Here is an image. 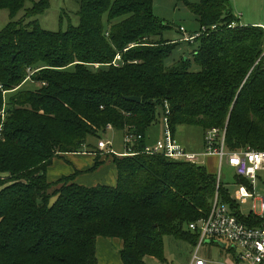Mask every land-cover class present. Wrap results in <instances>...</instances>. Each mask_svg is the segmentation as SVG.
<instances>
[{"label": "trees", "instance_id": "1", "mask_svg": "<svg viewBox=\"0 0 264 264\" xmlns=\"http://www.w3.org/2000/svg\"><path fill=\"white\" fill-rule=\"evenodd\" d=\"M78 1V25L50 32L35 20L50 0H0L11 19L0 31V264H98L99 238L122 243V264L163 261L165 236L195 245L187 226L209 211L216 179L201 165L142 153L165 105L173 135L182 125L226 128L227 149H264L262 27L235 25L227 0H175L200 35L182 41L197 43L191 61L174 60L177 42L163 38L153 0ZM27 81L37 88L22 91ZM107 125L143 137L134 156L105 155L114 186L79 185L78 172L47 180L67 153L96 154L95 171Z\"/></svg>", "mask_w": 264, "mask_h": 264}, {"label": "rangeland", "instance_id": "2", "mask_svg": "<svg viewBox=\"0 0 264 264\" xmlns=\"http://www.w3.org/2000/svg\"><path fill=\"white\" fill-rule=\"evenodd\" d=\"M231 12L238 22L235 25L238 26H253L262 27L258 24H262L264 27V0H227ZM29 3L25 5L28 7ZM79 1L78 0H50V7L45 13L37 16L39 26L46 31L58 32L66 31L70 26H77L79 22L78 17ZM153 13L154 15L163 21L168 27L163 33V38L169 41L177 42V45L173 49L172 59L178 60L181 57L192 59V52L197 48V43L182 42L184 36L188 37L195 31L199 32V26L196 23L194 15L182 4L175 0H153ZM24 14V10L17 13L13 20H19ZM10 15L6 10H0V31L10 22ZM184 29L183 32H179V28ZM191 61V60H190ZM189 70L196 71L197 67L191 62ZM30 72V71H29ZM38 84H34L31 81H27L22 86V91H33L37 88ZM161 116L156 117V121L146 131L147 144H152L158 138L161 137ZM123 131L109 130L101 134V140L109 141L111 144V150L116 154H122L125 151L123 144ZM204 132L197 126H178L174 131V138L176 141L189 153L203 154L204 149ZM89 144L96 145L97 141L94 138L88 139ZM84 151H86L84 149ZM77 159H81L84 164L74 165ZM87 158H70L71 163H67L64 160H57V164L49 166L47 168V178L54 180L57 177L69 175L74 170L87 166L90 164ZM197 165H201L206 169L208 173L217 175L218 172V160L216 157H200L196 162ZM50 168V169H49ZM49 169V170H48ZM114 171H107L106 180L101 181L97 174H93L94 171H88L78 179L82 186L90 187L97 184L116 183V179L112 174ZM253 191L247 187L246 182L243 179L238 178L234 170L226 166L224 163L221 169V191L220 200L230 208L235 209L243 219H247L252 214H256L260 207V199L264 197V171L258 174ZM261 178V179H260ZM99 182V183H98ZM108 182V183H103ZM240 187L246 188L245 190L250 192L253 197L247 199L245 203H241L237 199V191ZM226 199H224V197ZM104 239L99 238V241ZM107 241V239H105ZM98 241V240H97ZM112 242L113 240L108 239ZM108 242V243H110ZM164 244V260L159 261L155 258H145L146 264H189L192 260L195 245L188 241L177 239L172 236H165L163 240ZM99 242H97V247ZM234 251L227 244L225 248L220 247L214 242L211 244H205L200 248L198 256L205 259L209 264H229L232 259ZM231 262V263H232Z\"/></svg>", "mask_w": 264, "mask_h": 264}, {"label": "built area", "instance_id": "3", "mask_svg": "<svg viewBox=\"0 0 264 264\" xmlns=\"http://www.w3.org/2000/svg\"><path fill=\"white\" fill-rule=\"evenodd\" d=\"M214 28L213 26L212 29ZM179 30L185 32L182 27ZM200 32H205V28H202ZM199 35V33H196L192 36H184L183 40L192 41ZM120 59V54H117L111 64L117 66ZM168 114V107L165 105V114L161 118V137L152 144H146L142 153L163 155L169 160L193 165H197L198 158L202 156H213L217 158L219 164L215 176V194L209 211L187 226L188 231L197 235L196 248L190 264H209L207 260L200 258L198 254L203 245L213 242L219 246L223 245L224 248L227 244L230 245V248L234 251V254H232L234 259L231 264H264V197L260 199V207L257 213L250 216V219L255 221L252 225L242 221L234 209L232 210L220 200L222 165L225 163L226 166L234 170L235 175L243 179L250 191H253L255 183L259 179L258 174L264 171V149L256 150L245 147L238 150H229L225 144L226 128H212L204 133V153H189L174 138L169 126ZM106 130H112V127L107 125ZM123 133L125 151L122 154H116L112 151L109 141L100 140L97 143L100 155L134 156L138 154L135 146L143 137L130 131V129L125 130ZM245 189L240 187L236 193L237 199L241 203H245L247 199L253 197Z\"/></svg>", "mask_w": 264, "mask_h": 264}, {"label": "crops", "instance_id": "4", "mask_svg": "<svg viewBox=\"0 0 264 264\" xmlns=\"http://www.w3.org/2000/svg\"><path fill=\"white\" fill-rule=\"evenodd\" d=\"M258 25L262 26V28L264 29L262 24H258ZM161 132H162V128H161ZM146 139H148V138H146V134H145V141H146ZM147 143H148V140L146 141V144ZM69 157L70 158H87L84 160H88L90 162L89 165L82 166L81 168H78L69 174V175H73L75 172H78V175L74 179V183H77L79 185H83V184H80L78 182V179L81 176V174L87 172L93 166L97 155L93 154V153H86V152H84V153H67V154L62 155L60 158L53 159L52 165L57 164L58 159L64 160L67 163H71L68 160ZM77 160H78L77 162L73 163L74 165L84 164L81 159H77ZM99 161H101L102 164L94 171L93 174H97L98 175L97 178H99L101 181H107L106 180L107 171L110 172V170H113L114 172L112 174L114 175V177L116 179V169H115V166L113 165V163L111 162V160L107 159L105 155H100ZM69 175H65V176H69ZM61 177H63V176H61ZM61 177H57L54 180H49L47 178V180L49 182H54V181L60 179ZM103 183H108V182H103ZM97 185L114 186L113 183L97 184ZM94 186H96V185H94ZM90 187H93V186H90ZM97 240L98 241H96V257L98 260V264H122L120 261V257H119V251L122 248V243L119 240L112 239L113 240L112 242L108 241V239H107V241L105 239L103 241H99V239H97ZM97 242H99L98 247H97ZM108 242H110V243H108ZM220 247L224 248L223 245H220ZM232 259H234V258L232 257ZM231 262H232V260L230 261L229 264H231Z\"/></svg>", "mask_w": 264, "mask_h": 264}, {"label": "water", "instance_id": "5", "mask_svg": "<svg viewBox=\"0 0 264 264\" xmlns=\"http://www.w3.org/2000/svg\"><path fill=\"white\" fill-rule=\"evenodd\" d=\"M128 101L133 102V103H140V99L136 97H129L126 98Z\"/></svg>", "mask_w": 264, "mask_h": 264}]
</instances>
